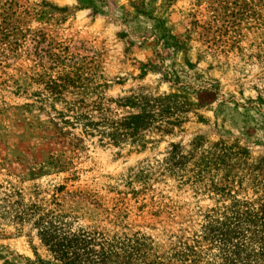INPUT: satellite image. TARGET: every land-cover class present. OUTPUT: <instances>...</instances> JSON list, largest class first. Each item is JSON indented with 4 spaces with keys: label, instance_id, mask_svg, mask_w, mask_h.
<instances>
[{
    "label": "rangeland",
    "instance_id": "rangeland-1",
    "mask_svg": "<svg viewBox=\"0 0 264 264\" xmlns=\"http://www.w3.org/2000/svg\"><path fill=\"white\" fill-rule=\"evenodd\" d=\"M12 1L60 61L0 74V264L51 261L42 228L76 264H264V0L213 40L207 0Z\"/></svg>",
    "mask_w": 264,
    "mask_h": 264
},
{
    "label": "trees",
    "instance_id": "trees-1",
    "mask_svg": "<svg viewBox=\"0 0 264 264\" xmlns=\"http://www.w3.org/2000/svg\"><path fill=\"white\" fill-rule=\"evenodd\" d=\"M251 3V2H249ZM240 0H207L206 6V17L198 11H193L190 13V25L191 31H197L198 35L204 40H210L214 33L221 32V30L233 25L237 16H244L249 13L248 3H244L241 6ZM16 6L15 2L12 0H0V74L2 69L7 67V62L17 56V51L19 48H24L27 52L26 55L29 60L34 64L35 62H40L43 55L48 56L51 63H56L60 61V55L56 53H51L49 50L38 49L37 47L44 39V36L39 33H34L33 30H28L20 26V18L13 8ZM197 7L200 4H196ZM197 13L202 19H197ZM262 25L264 24V20ZM171 40H175L173 37H168ZM165 44L167 43L164 41ZM177 44V43H173ZM178 45V44H177ZM59 47V46H58ZM34 66V65H33ZM1 85V82H0ZM44 85L49 89V92H58L62 85L57 83L52 78L47 77ZM125 117L122 120H110L107 124L109 127L115 128L116 126L125 125L129 126L128 119ZM40 230L41 239L46 243L45 245L49 248V252L52 256L51 261L43 260L37 254H34V261L30 262L27 259L28 264H76V246H69L73 238H56L54 234L49 231ZM55 261H58L56 263ZM89 262V261H88ZM87 262V263H88ZM79 263V262H78ZM153 264H171L169 259L163 260V258L153 261Z\"/></svg>",
    "mask_w": 264,
    "mask_h": 264
}]
</instances>
